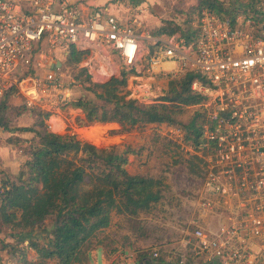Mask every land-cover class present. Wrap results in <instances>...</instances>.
<instances>
[{
    "label": "built area",
    "instance_id": "obj_1",
    "mask_svg": "<svg viewBox=\"0 0 264 264\" xmlns=\"http://www.w3.org/2000/svg\"><path fill=\"white\" fill-rule=\"evenodd\" d=\"M82 16L69 0H0V98L18 96L28 110L58 118L73 84L62 80L58 57L71 47L83 52L78 67L89 77L124 74L131 84L120 96L141 104L167 103L159 81L194 74L190 89L200 100L189 109L203 118L198 141L188 143L178 125L158 130L186 159L203 161L197 210L216 216L218 227L206 232L192 221L178 264L188 252L205 264H264V0L248 1L232 18L202 9L191 44L141 34L136 19L120 23L106 7ZM47 51L58 54L54 63ZM7 181L0 163V205Z\"/></svg>",
    "mask_w": 264,
    "mask_h": 264
},
{
    "label": "trees",
    "instance_id": "obj_2",
    "mask_svg": "<svg viewBox=\"0 0 264 264\" xmlns=\"http://www.w3.org/2000/svg\"><path fill=\"white\" fill-rule=\"evenodd\" d=\"M232 6L223 0H197L193 11L199 13L206 9L221 18H232L239 10L237 6ZM190 21L187 20L184 27L168 20L162 21L152 34H178L186 44H191L198 33ZM82 58L83 52L71 47L65 63L77 66ZM82 74L90 82L85 70L79 69V76ZM194 77V74L187 73L169 82L162 100L167 103L126 101L120 96V88L125 84L122 74L120 78L113 77L104 84L94 85L99 91L92 87L91 92L101 104L79 98L69 102V106L82 111L84 119L81 124L85 126L111 122L118 123L122 128L150 124L178 125L184 130L186 141L195 144L200 136L202 116L192 113L191 121L186 125L180 121L187 110L200 100L190 89ZM26 110L24 105L11 107L1 101L0 127L10 130L13 119ZM30 112L35 118L32 128L19 130L31 131L33 137L13 141L28 158L19 167L16 176H8L7 189L0 205V226L31 236L36 227L53 217L48 243L38 245L29 241L35 255L30 264L84 263L89 258L91 239L109 227L112 212L137 218L140 213L153 209L167 187L161 179L127 173V155L134 153L129 147L99 149L79 140L74 134L52 133L43 125L37 110ZM98 126L104 135L110 131L105 124ZM138 229L136 227V231ZM138 257L142 261L147 254ZM145 264L150 263L146 261Z\"/></svg>",
    "mask_w": 264,
    "mask_h": 264
},
{
    "label": "rangeland",
    "instance_id": "obj_3",
    "mask_svg": "<svg viewBox=\"0 0 264 264\" xmlns=\"http://www.w3.org/2000/svg\"><path fill=\"white\" fill-rule=\"evenodd\" d=\"M134 1L145 2L146 5L141 7V10L154 21L160 20L161 22L168 20L173 24H179L184 27L183 25L185 22L187 20H191L190 23L195 26L198 13L193 11V8L196 5L197 0ZM130 2L131 0H112L111 3L123 4L125 8H127ZM223 2L226 4L231 3L233 5L232 7H238L244 3L243 0H223ZM143 24L150 32L154 31L152 30L151 23L144 21ZM66 58L59 60V62L62 63V66L59 67V73H61L62 80L66 85L70 81H73V84L69 86V102L83 98L94 101L97 104H101V101L95 97L93 92H91L92 87L96 90L98 88L94 85L104 84L108 82L110 78L98 81L97 78L90 77V82H87L84 74L79 76L80 68L78 65L73 66L66 64ZM51 60H53L52 62L54 63L55 57L53 56ZM76 77H78V79H76ZM9 97L10 94L6 95L4 98H0V102H12ZM126 101H129V99ZM68 106L69 104L67 107ZM191 118L192 111L189 109L185 115L181 117V124H188L191 121ZM42 122L46 127L45 120H42ZM20 124L29 126V128H32L33 126L29 121L25 120L21 121ZM123 130L129 132L130 128L126 127L123 128ZM116 131L117 129H113L112 131L107 132L103 138L105 141L98 138L99 140L97 139L96 141L91 142L82 135L79 137V140L91 144L99 149L117 146V140L112 138V135L115 134ZM59 135H64V133H60ZM144 135L147 139L145 143L139 146L134 144L133 146L130 145L132 146L130 149L135 151V158L133 157V161L127 166V168L130 173L136 172L140 176L156 177L163 181L167 189L163 191L162 199L155 206L159 203L161 204L142 216H138L133 219L115 214L113 216V220H115L114 227L122 224L121 228L110 230L108 231V234L106 231L102 233L100 232L93 239H91L88 248L89 258L86 262L81 264H103L102 252L97 250L100 249L99 247H103L106 250L107 254L104 253V260L108 264L131 263L132 261L130 258L125 257L124 254L117 256L114 253V251H117L119 246L123 247L130 243L126 240V236L123 235V232L130 230L133 234L140 238H143L147 235V233H150L154 236V239L156 240L155 242L160 244L170 243L171 239L178 237L177 234H174L170 228L171 219L173 217L180 216L183 208L186 206L188 207V205L194 202L195 192L201 185V170L195 159L192 161L185 160L183 154L180 153L173 144L167 142L160 130L157 129L156 131H152L150 133L144 132ZM96 145H103V147ZM15 147L22 156L21 166L28 157L24 155L18 144ZM6 174L8 176L7 172ZM53 221V217L48 218V220L41 226L36 227L31 236H26V234L23 233L19 234L17 233L18 231H14L6 226H0V235L2 238V244H0V264H30L35 255L34 250L29 246V241L32 240L38 245L48 243L50 239L49 230ZM136 227L139 228L137 231ZM140 231L142 233H140ZM205 231L207 232L206 229Z\"/></svg>",
    "mask_w": 264,
    "mask_h": 264
},
{
    "label": "crops",
    "instance_id": "obj_4",
    "mask_svg": "<svg viewBox=\"0 0 264 264\" xmlns=\"http://www.w3.org/2000/svg\"><path fill=\"white\" fill-rule=\"evenodd\" d=\"M149 1V0H147ZM112 0H69V3L78 8L82 11V19L86 20L88 16L91 14V12L99 7H106L108 9L109 14L114 16L120 23H127L132 21L133 19H136L140 24L141 27L138 30L141 34L145 31L150 32L146 26H144L143 22L147 21V23L152 24V30H156L160 27L162 21L160 20L154 21L153 19L149 18L142 10L141 7L146 5L145 2H135L134 0H131L130 4L127 8L123 4L119 3H111ZM243 4L239 5L238 8L246 7L248 0H243ZM151 17V15H150ZM153 35V34H152ZM178 35V34H174ZM155 36V35H153ZM158 36H165V35H158ZM179 36V35H178ZM48 52V51H47ZM50 57H56L57 53L52 54L51 52H48ZM63 59L58 57V60ZM81 62V61H80ZM60 63V67L62 66V63ZM59 66V64H58ZM122 75V74H121ZM160 84L163 86H168V82L165 80L159 81ZM131 84L130 79H125V84L122 87H127ZM121 87V88H122ZM4 98V97H3ZM9 99L12 100V102L8 101L7 104L11 107H18L23 104L22 99L18 96H14L10 94ZM21 103V104H19ZM42 120H45V122L49 121L53 125L52 133L60 134H69L70 132L73 133L78 139L82 135L86 139L90 140L91 142L96 141L98 138L104 140V134L102 133L101 129L99 128L98 124H105L110 127V131L113 129H117L116 133L112 135L113 139L117 140V147H120L121 149H124L125 147L132 148L134 145H142L146 142V138L144 135V132H152L156 131L158 128L163 127L162 125H140L133 128H130L129 132H126L123 130L122 126H120L118 123L111 122V123H94L92 125H81L82 120L84 119V115L80 109H74L70 106L66 107L58 116L56 119H46V117L41 115ZM34 115L30 110H26L21 116L13 119L12 123L10 124V130H6L2 127H0V163L4 169L5 172L8 173V176H14L18 173L20 164H21V158L22 156L19 154L18 150L13 144V141L18 140H29L33 137V132H22L19 129L20 128H29V126H25L23 124H20L21 121H29L31 124L34 122ZM32 121V122H31ZM80 123V124H79ZM117 126V128H116ZM102 137V138H100ZM10 139V141H9ZM98 139V140H99ZM132 145V146H130ZM133 150V149H132ZM134 151V150H133ZM134 153L127 155V165L125 166V169L128 174L130 175H138L135 173H130L127 166L133 161ZM195 159L197 161V165H199L201 170V176L203 174V161L198 158L197 156L191 157L189 160L192 161ZM142 176V175H141ZM146 177V176H144ZM148 177V176H147ZM155 179H160L156 177H151ZM202 178V177H201ZM165 185V184H164ZM200 187L196 190H200ZM195 192V193H196ZM161 203H159L158 207ZM198 205V197L195 195V200L192 204L186 206L182 210V214L180 216L173 217L171 219L170 228L174 234H177L178 237L171 239L170 243H156L154 236L152 234L147 233V235L143 238L137 237L133 232L127 231L123 232V235L126 236V240H128L130 243L126 244V246H119L117 251H114V253L119 256L124 254L125 257L130 258L132 261L126 262L124 264H145L146 261H149L150 264H178L179 256L181 255V244L185 239H189V233L192 231L194 226L191 224L192 221L199 218L201 221V225L203 228L208 229L210 231H215L218 227V218L214 215L210 216H203L198 212L197 210ZM145 213H140L139 216H142ZM115 215L114 212L111 213V221L108 228L104 229L102 232L106 231L108 234L110 230H114L117 228H121V225H115V220H113V216ZM123 216V215H122ZM126 228V227H125ZM149 235V236H148ZM156 236V235H155ZM125 239V238H124ZM100 249H97L99 252H102V259L103 264H108L104 260V253L107 254L106 250L103 247H99ZM158 252L157 258H152V252L153 251ZM110 252V251H109ZM147 254L146 258H143L142 261H138L139 255L141 254ZM110 256V255H109ZM159 259V261H158ZM138 261V262H137ZM137 262V263H136ZM48 264H55L53 262H49ZM185 264H205L203 260L194 258L192 256L191 252L187 253Z\"/></svg>",
    "mask_w": 264,
    "mask_h": 264
},
{
    "label": "bare ground",
    "instance_id": "obj_5",
    "mask_svg": "<svg viewBox=\"0 0 264 264\" xmlns=\"http://www.w3.org/2000/svg\"><path fill=\"white\" fill-rule=\"evenodd\" d=\"M135 94H133L131 97H134Z\"/></svg>",
    "mask_w": 264,
    "mask_h": 264
},
{
    "label": "water",
    "instance_id": "obj_6",
    "mask_svg": "<svg viewBox=\"0 0 264 264\" xmlns=\"http://www.w3.org/2000/svg\"><path fill=\"white\" fill-rule=\"evenodd\" d=\"M139 264H141V263H139Z\"/></svg>",
    "mask_w": 264,
    "mask_h": 264
}]
</instances>
